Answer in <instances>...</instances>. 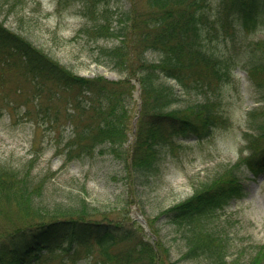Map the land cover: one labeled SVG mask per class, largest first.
Segmentation results:
<instances>
[{
  "label": "rangeland",
  "instance_id": "rangeland-1",
  "mask_svg": "<svg viewBox=\"0 0 264 264\" xmlns=\"http://www.w3.org/2000/svg\"><path fill=\"white\" fill-rule=\"evenodd\" d=\"M210 1L214 7L218 0ZM113 10L130 12L131 36L127 40V51L134 55L137 44L142 41L143 31L147 30L145 19L151 14L149 0H67L65 3L62 0H0V22L74 74L90 78L101 76L109 80L129 78L134 86L132 121L139 112V105L143 106L145 101L140 94V83L134 80L137 71L130 66L120 70L109 63L96 61L99 58L98 47L112 46L117 39L113 35L94 36L90 29L100 21L105 22L107 28L113 27ZM214 11L215 8L211 12ZM110 18L111 23L108 22ZM232 31L221 32L227 35ZM262 39L264 25H259L249 34L235 32L233 38L223 36L209 41L211 47L231 54L236 60L227 81L219 82L210 76L212 80L207 90L212 95L213 108L218 114L217 124L207 137L201 139L175 136L172 143L162 147L157 171L146 183L135 180V173L127 170L128 167L131 169L129 162L111 154L97 153L66 160L56 148L55 135L58 132L68 135L73 120L79 122L77 114L67 117V110H72L75 105L76 92L64 91L66 99L51 100L49 107L58 113L52 128L47 123H38L32 101L35 95H39L35 91L37 85L32 82L20 54L5 45L7 52L2 54L4 57L0 62V166L9 165L18 172H24L28 167L32 179L43 183V192L34 196L32 207L39 213L31 210L24 220L34 222L38 214L47 219L48 215L44 212H49V209L74 208L85 199L90 217L131 227L135 234H142L146 241L158 245V260L162 263L219 264L221 252L226 256L225 264H248L259 247L264 245V173L253 177L245 166L236 168L245 182L246 195L232 200L225 208L216 210L198 224L179 225L167 219L163 212L191 196L205 183L227 173L226 168H232L241 156L249 154L244 137L249 128L247 111L255 106L264 108V100L257 85L261 73L248 72L245 67L254 60L253 53L256 56L259 53L258 49L256 52L251 50L249 42L253 44ZM146 55L150 60L158 57L153 51L146 52ZM166 81L181 99L178 106L174 104L170 109L184 108L181 115L193 116L197 122V114L187 105L202 101L203 96L195 90L184 93L185 90L174 79ZM47 82L61 90L53 81ZM136 90L139 94L135 97ZM41 95L40 100H49L46 97L50 95L47 86H43ZM24 108L32 114L21 117ZM92 113V110L87 111L80 116V120L86 122L87 116ZM132 127L133 123L129 126L131 140ZM131 140L126 143L127 147ZM33 153H39V159L35 164L26 166ZM28 211L26 209L18 215L14 205L5 204L0 212V232L22 226V217ZM140 216L146 220L149 232L139 220ZM58 217L64 218L60 214ZM199 230L205 234L197 233ZM207 233L214 236L213 249L217 256L203 251L189 255L197 235L204 237ZM42 240L46 247L55 248L58 243V238H52L50 243L46 237ZM41 252L44 254L45 250ZM48 254L45 256L49 257ZM3 259L0 264H10L9 256L4 255ZM97 261L98 248L89 254L82 246L79 253L73 256H70L69 250L54 251L50 259L40 264H97Z\"/></svg>",
  "mask_w": 264,
  "mask_h": 264
},
{
  "label": "trees",
  "instance_id": "trees-1",
  "mask_svg": "<svg viewBox=\"0 0 264 264\" xmlns=\"http://www.w3.org/2000/svg\"><path fill=\"white\" fill-rule=\"evenodd\" d=\"M65 2L67 0H62V3ZM149 2L151 14L145 19L147 30L143 31L142 41L137 44L134 55L127 51V40L131 36L129 11L113 10V27L107 28L105 22L100 21L90 28L94 36L113 35L117 39L112 46L98 47L99 58L96 61L109 63L120 70L130 66L137 71L136 79L140 81L145 101L129 147L126 143L134 104V86L129 78L109 80L101 76L88 78L74 74L0 22V62L4 57L2 54L7 52L4 47L8 45L25 62L29 75L33 77L32 82L37 85V94L41 95L43 86L48 88L49 100L60 98L64 91L73 90L77 94L72 110H67V117L77 114L79 122L73 120L68 135L61 132L55 135L57 150L65 155L66 160L97 153L111 154L129 162L131 169L128 167L127 170H132L135 180L141 183H146L157 171L162 147L172 143L175 136L201 139L207 137L217 124L218 114L213 108L212 95L207 90L212 80L210 76L219 82L227 81L236 60L231 54L211 47L209 41L223 36L233 38L235 32L249 34L259 25H264V0H218L214 7L210 0ZM213 8L214 13L211 12ZM108 22L111 23V18ZM220 30L233 31L226 35ZM248 46L254 52L259 50L257 56L253 53L256 62H249L245 69L251 73H261L257 85L264 100V39L253 44L249 42ZM148 51L156 52L158 57L150 60L146 55ZM171 78L183 87L184 93L195 90L203 96L202 101L187 105L197 114L198 123L193 116L181 115L184 108L170 109L173 103L181 102L175 88L166 81ZM48 80L59 85L61 90L49 84ZM38 98L33 99H37L34 111L36 121L47 123L52 128L58 113L49 107L51 102L43 103ZM89 110L93 113L83 123L80 116ZM30 114L31 111L25 109L21 117ZM247 115L249 131H245L244 137L249 154L241 156L232 168H226L227 173L220 174L188 198L165 209L163 213L171 222L179 225L198 224L216 210L225 208L232 200L246 195V185L236 172L239 166H245L255 177L264 173V108L253 107L247 111ZM38 159L39 153H34L26 166L35 164ZM42 184L32 179L28 167L24 172H18L9 165L0 166V212L5 204L14 205L18 215L29 210L22 217V226L0 232V263L7 255L10 264H40L50 259L54 251L69 250L70 256H73L84 246L89 254L98 248L97 264H167V261L162 263L158 260L159 246L146 241L142 234H135L131 227L90 217L85 199L74 208L49 209V212H44L48 215L47 219L38 214L34 222L24 220L31 210L39 213L32 207L35 204L34 196L43 192ZM59 214L64 218L58 217ZM197 233L205 234L200 230ZM42 236L47 241L58 238L56 247H46ZM213 240L211 233L204 237L197 235L189 255L203 251L217 256ZM125 241H132V244ZM43 249L44 254L41 252ZM47 253L49 257L45 256ZM218 260L219 264H225L226 256L220 252ZM170 264L174 263L170 261ZM248 264H264V245L259 247Z\"/></svg>",
  "mask_w": 264,
  "mask_h": 264
},
{
  "label": "water",
  "instance_id": "water-1",
  "mask_svg": "<svg viewBox=\"0 0 264 264\" xmlns=\"http://www.w3.org/2000/svg\"><path fill=\"white\" fill-rule=\"evenodd\" d=\"M139 219L145 224V220L142 217H139ZM145 226H146V224H145Z\"/></svg>",
  "mask_w": 264,
  "mask_h": 264
}]
</instances>
